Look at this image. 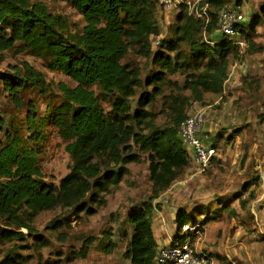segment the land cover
Returning <instances> with one entry per match:
<instances>
[{
  "label": "trees",
  "instance_id": "obj_1",
  "mask_svg": "<svg viewBox=\"0 0 264 264\" xmlns=\"http://www.w3.org/2000/svg\"><path fill=\"white\" fill-rule=\"evenodd\" d=\"M65 1L83 17L81 32L72 34L69 23L42 2L0 0V54L29 51L44 60L49 70L66 74L76 84H63V101L42 117L30 103L27 140L0 120L5 136L0 148V244H7L0 264H22L27 259L24 251L47 245L34 226L40 213L58 207L66 210L65 222L61 217L50 222L49 228L56 231L66 222L70 225L72 217L96 214L106 203V194L129 174L128 165L140 162L143 155L149 161L152 196L129 217L133 231L124 257L130 264H158L160 250L166 246L159 247L155 236L153 201L181 177L191 157L180 137L187 117L180 99L175 101L178 116L168 126L155 125L148 107L164 94L169 76L177 73L199 99L203 93H222L230 58L237 53L233 38L249 40L261 19L254 17L238 25L234 36H227L217 31L219 12L227 0H201L200 7L209 4V21L190 15L182 5V12L169 25L170 34L165 35L158 21L160 0ZM130 51L153 63L155 68L144 79L139 70L123 62ZM14 68L0 72V83L15 105L24 104L23 94L28 91L46 94V78L40 71L29 64ZM94 88L109 102V110ZM48 125L64 140L71 159L70 171L59 186L45 181L39 151L28 144L45 138ZM216 214L221 215L202 205L179 207L170 245L188 238L189 233H182L184 226L208 223ZM201 216L204 219L198 221ZM92 244L88 240L77 255L86 258Z\"/></svg>",
  "mask_w": 264,
  "mask_h": 264
},
{
  "label": "rangeland",
  "instance_id": "obj_2",
  "mask_svg": "<svg viewBox=\"0 0 264 264\" xmlns=\"http://www.w3.org/2000/svg\"><path fill=\"white\" fill-rule=\"evenodd\" d=\"M237 1L240 0H227L224 8L240 7L246 23L257 16L261 23L256 32H250L249 40L241 36L233 38L238 48L235 57L230 58L224 91L203 93L199 99L192 90L185 88V77L177 73L169 76L171 82L164 94L148 107L154 114L152 122L158 126H168L178 116L175 111L177 98L186 116L204 110L207 119L203 136H207L208 145H216L218 153L204 173L198 172L191 157L181 177L153 201V229L159 242L168 246L169 240L176 236L173 213L181 206L202 205L221 215L216 214L217 218L208 226L202 224L205 229L201 237L193 239L200 250L213 257L217 264H264V0H244L240 6ZM34 2L44 3L52 14L62 16L69 23L72 34L83 30V17L65 0ZM176 16L167 20L166 15L159 14V25L165 35L170 34L169 25L175 22ZM123 62L139 70L142 79L155 68L150 59L135 51H130ZM25 64L45 76L47 92L28 91L23 94L24 104L15 105L0 83V120H5L9 129L21 131L27 140L30 103L35 104L37 114L42 117L48 109L52 110L63 101V84L69 87L76 84L66 74L49 70L44 60L29 51L14 49L0 54V72H13L14 67L21 68ZM94 90L104 108L109 110V102L98 89ZM44 134L45 138L39 142L28 144L39 151L45 181L59 186L70 171V155L64 140L52 126L48 125ZM4 143V132L0 128V148ZM128 168L129 174L106 194V203L96 214L72 217L70 225L66 222L64 228L56 231L49 228L50 222L60 217L65 222L66 210L58 207L40 213L34 226L47 245L24 251L27 259L22 264H130L124 257L133 231L129 217L135 208L151 201L152 181L145 155ZM239 195L242 197L238 199ZM203 219L201 216L198 221ZM88 240H93L90 252L86 258H81L77 253ZM110 241L113 246L108 249ZM28 242L33 241L28 239ZM6 246L0 244V262Z\"/></svg>",
  "mask_w": 264,
  "mask_h": 264
},
{
  "label": "built area",
  "instance_id": "obj_3",
  "mask_svg": "<svg viewBox=\"0 0 264 264\" xmlns=\"http://www.w3.org/2000/svg\"><path fill=\"white\" fill-rule=\"evenodd\" d=\"M201 0L195 2L191 0H160L161 14L167 16V20L182 12V5H185L189 14L209 21L207 13L209 4L200 7ZM176 16V18H177ZM246 22V16L240 7L224 8L218 16V32L227 36H234L238 25ZM159 40L156 41L158 45ZM207 115L204 110L189 114L180 126V137L187 147L190 157L199 173H204L210 169L212 160L217 157V148L207 144V136H203L204 125ZM205 229L202 224L196 226L186 225L182 233H189L188 238L182 242L161 248L158 264H217L213 257L200 250L191 238L201 237Z\"/></svg>",
  "mask_w": 264,
  "mask_h": 264
},
{
  "label": "crops",
  "instance_id": "obj_4",
  "mask_svg": "<svg viewBox=\"0 0 264 264\" xmlns=\"http://www.w3.org/2000/svg\"><path fill=\"white\" fill-rule=\"evenodd\" d=\"M175 215H176V212H174L173 213V216H174V219H175ZM209 225V222L207 223V225L206 226H208ZM156 236V235H155ZM157 239V242H158V244H159V247H164V246H167V245H162L160 242H159V239L158 238H156ZM170 242H169V245L171 244V242H172V240H169Z\"/></svg>",
  "mask_w": 264,
  "mask_h": 264
}]
</instances>
